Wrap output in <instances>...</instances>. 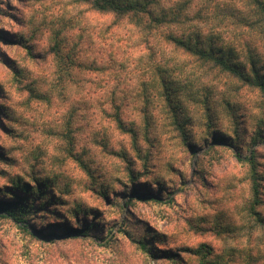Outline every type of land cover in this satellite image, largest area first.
<instances>
[{
  "label": "rangeland",
  "instance_id": "obj_1",
  "mask_svg": "<svg viewBox=\"0 0 264 264\" xmlns=\"http://www.w3.org/2000/svg\"><path fill=\"white\" fill-rule=\"evenodd\" d=\"M153 12L0 0V264H264V93L172 40L264 77V14Z\"/></svg>",
  "mask_w": 264,
  "mask_h": 264
},
{
  "label": "trees",
  "instance_id": "obj_2",
  "mask_svg": "<svg viewBox=\"0 0 264 264\" xmlns=\"http://www.w3.org/2000/svg\"><path fill=\"white\" fill-rule=\"evenodd\" d=\"M86 3H89L92 8L98 11H105V12H112L116 15L120 16H129L132 19L142 21V18L148 20V22L153 23H161V21H165L164 18H159L158 16L154 15L153 6L157 3L158 0H83ZM252 5H256L260 11L264 14V4L261 3L259 0H249ZM263 19V18H262ZM174 44L183 49L185 52L191 54L192 56L198 58L203 62L210 63L213 67H216L220 71L226 72L231 76L237 78L238 80L259 88L264 93V77L259 75L256 71V64L253 59H249V67L250 72H247L246 66H242V63L237 64L235 63L221 46H216L213 43L209 42L207 44L198 45L195 39H180V38H173L172 39ZM193 42V43H192ZM249 163L252 165L251 167V180H252V188L253 194L255 195V201L257 197V182L255 179V171L253 169L254 163L252 158H249ZM46 187V183H43ZM44 188V187H41ZM12 193L13 191L10 190ZM21 199V198H19ZM20 204L19 202L13 203H3L0 205V211L5 213L7 216L12 217L14 219H21V217L17 216L16 213V206ZM256 203V202H254ZM32 209L33 207H28ZM19 210L25 209V206L21 204L18 208ZM31 211V210H30ZM86 230H78L76 231L78 235L79 233H84ZM163 252V251H160Z\"/></svg>",
  "mask_w": 264,
  "mask_h": 264
}]
</instances>
